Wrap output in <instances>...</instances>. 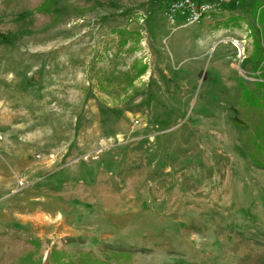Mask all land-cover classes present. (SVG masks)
<instances>
[{
  "label": "rangeland",
  "instance_id": "374dc122",
  "mask_svg": "<svg viewBox=\"0 0 264 264\" xmlns=\"http://www.w3.org/2000/svg\"><path fill=\"white\" fill-rule=\"evenodd\" d=\"M204 1L193 21L172 0H0V264H264V225L229 204L264 203L240 86L261 78L257 0Z\"/></svg>",
  "mask_w": 264,
  "mask_h": 264
},
{
  "label": "trees",
  "instance_id": "16d2710c",
  "mask_svg": "<svg viewBox=\"0 0 264 264\" xmlns=\"http://www.w3.org/2000/svg\"><path fill=\"white\" fill-rule=\"evenodd\" d=\"M251 8L252 15L257 17V22L261 28V34H258L257 28L251 25L255 48L251 55V61L254 63V71H260L259 77L261 78L254 80L255 88L247 85L243 80L240 82L244 113L249 116L254 112L257 117V121L252 122L249 135L243 139V143L254 163L259 167H264V3L257 0ZM145 69L146 67L138 71L137 76L142 75ZM51 256L57 257L60 260L58 261L59 264H69L64 262L65 258L58 253L52 252ZM110 257L111 261L100 260L90 253L84 252L78 254L79 263L72 261L71 264H136L133 261L132 252L128 250L112 251Z\"/></svg>",
  "mask_w": 264,
  "mask_h": 264
},
{
  "label": "crops",
  "instance_id": "0c3cea01",
  "mask_svg": "<svg viewBox=\"0 0 264 264\" xmlns=\"http://www.w3.org/2000/svg\"><path fill=\"white\" fill-rule=\"evenodd\" d=\"M179 17L181 18L182 16L181 15L176 16V18H179ZM208 19H210V17H208ZM208 19L204 20L202 23H204L205 21H210ZM231 28H232V23H229V24L224 23L223 26H221L219 30L222 34L225 35V38H228L230 36V32H231L230 29ZM187 39L189 41L186 40L187 45L184 48L185 50L182 51L185 56L196 55L197 53L204 55L206 46L210 44L209 42H208V44H204L203 42L190 41L189 37H187ZM200 43H202V46H200ZM228 45L229 44L227 42H222V39H220L219 41H216L214 43L213 47H214V50L217 52V55H219L222 52L226 51V49L228 48ZM190 67H192V65H190L189 63L182 64V68H181L180 72L181 71H189L188 69H190ZM237 149H239L241 151V153L243 154V151L240 148H237ZM243 156H244V154H243ZM234 158L236 160V154L235 153H234ZM259 176H261V179L264 180L263 174H260ZM229 204L234 209L233 210V218H232V223H234V225H237V224H239V225L244 224L246 226L249 224L264 225V203L262 200H258L255 202L252 201L251 205L248 204L247 206H244V207L235 206L234 204H232L231 201Z\"/></svg>",
  "mask_w": 264,
  "mask_h": 264
},
{
  "label": "built area",
  "instance_id": "2783aa9c",
  "mask_svg": "<svg viewBox=\"0 0 264 264\" xmlns=\"http://www.w3.org/2000/svg\"><path fill=\"white\" fill-rule=\"evenodd\" d=\"M212 9V5L204 0H172L167 7V13L171 17L176 14H188L193 21L202 20ZM240 55H245V47L239 41L235 42Z\"/></svg>",
  "mask_w": 264,
  "mask_h": 264
}]
</instances>
